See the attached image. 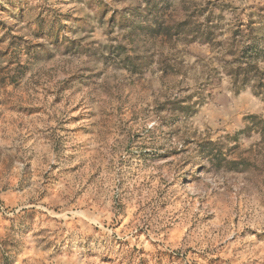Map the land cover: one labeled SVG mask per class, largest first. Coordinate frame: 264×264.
<instances>
[{
  "label": "rangeland",
  "instance_id": "obj_1",
  "mask_svg": "<svg viewBox=\"0 0 264 264\" xmlns=\"http://www.w3.org/2000/svg\"><path fill=\"white\" fill-rule=\"evenodd\" d=\"M247 47L264 0H0V264H264Z\"/></svg>",
  "mask_w": 264,
  "mask_h": 264
},
{
  "label": "trees",
  "instance_id": "obj_2",
  "mask_svg": "<svg viewBox=\"0 0 264 264\" xmlns=\"http://www.w3.org/2000/svg\"><path fill=\"white\" fill-rule=\"evenodd\" d=\"M247 30L250 32L247 38H250L254 29L248 27ZM230 56L233 60L224 63V71L230 79L232 88L237 92L250 88L255 95L264 100V70L260 68V64L264 62L263 53L257 48L247 47L231 52ZM251 119L254 127L259 128L257 131L264 135V119L257 117Z\"/></svg>",
  "mask_w": 264,
  "mask_h": 264
}]
</instances>
